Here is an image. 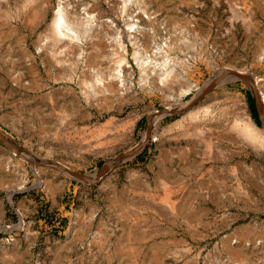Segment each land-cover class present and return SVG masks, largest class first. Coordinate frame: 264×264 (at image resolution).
<instances>
[{
    "label": "rangeland",
    "instance_id": "374dc122",
    "mask_svg": "<svg viewBox=\"0 0 264 264\" xmlns=\"http://www.w3.org/2000/svg\"><path fill=\"white\" fill-rule=\"evenodd\" d=\"M262 51L264 0H0V264H264V155L232 129L264 103L209 86L264 88Z\"/></svg>",
    "mask_w": 264,
    "mask_h": 264
},
{
    "label": "bare ground",
    "instance_id": "6f19581e",
    "mask_svg": "<svg viewBox=\"0 0 264 264\" xmlns=\"http://www.w3.org/2000/svg\"><path fill=\"white\" fill-rule=\"evenodd\" d=\"M126 7H127V4L124 1V4L122 5L123 16L125 15ZM92 26L93 25H90L87 23L80 24L78 21L75 20V18H72L70 16L69 11H67L64 8H61L60 6L55 11L54 18L51 22L52 35L55 40L57 41L68 40L70 42L76 41L77 43H81L82 39L88 37L89 32L92 29ZM263 52L264 51L261 52L262 61H264ZM125 59H126L125 57H121L119 59V63L117 64V73L115 74L117 77V81L116 82H113L110 80H107V82L103 81L101 82L102 86H105V88H108L109 90H113L115 92L120 91L124 87L125 80L123 79V72L126 68ZM235 78L242 79L245 82V85L251 90H253V92L255 93L256 103L259 107V115H261L262 107H261L260 101L264 103V88L262 87L261 77L251 75L243 70L224 68L214 73V77L213 79H211L212 80L211 85L209 86L211 87L214 83H216L217 79H219V81L229 82V81H233ZM194 102L195 100L190 102L185 108L190 107ZM237 109L238 111L233 121L232 129L235 130V133L237 134V136L242 138V140L244 141V144L251 146L258 155L259 154L264 155V117H263L262 127L257 126L243 98H240V102L238 104ZM197 114L198 113L196 112L190 113V117L192 119L193 118L195 119L197 117ZM206 114H208V110H205L203 112V115H206ZM210 116L213 117V115H210ZM237 138L238 137L234 139H237ZM1 139L3 140L2 137ZM2 142L6 143L7 141L5 142L3 140ZM6 144L8 145V143ZM241 251H243V249Z\"/></svg>",
    "mask_w": 264,
    "mask_h": 264
},
{
    "label": "water",
    "instance_id": "95a60500",
    "mask_svg": "<svg viewBox=\"0 0 264 264\" xmlns=\"http://www.w3.org/2000/svg\"><path fill=\"white\" fill-rule=\"evenodd\" d=\"M257 108H258V111H259V107H258V105H257ZM175 113H176V112H175ZM177 114H178V113H177ZM0 140L3 141V140L1 139V137H0ZM129 154H130V151H129V152H126V153H124V154H122V155H120V156L113 157L112 159H113V160H116V161H119V160H121V159L127 157ZM105 163H106V162H105ZM105 163L102 165L101 169L96 173L97 178L100 176V174H101V173L104 171V169L106 168ZM63 168H65L70 174H72V175H74V176H76V177H78V178H80V179H83V180H85V181H89V178H87L85 175H82V174H80V173H78V172L72 171V170L66 168L65 166H63Z\"/></svg>",
    "mask_w": 264,
    "mask_h": 264
}]
</instances>
